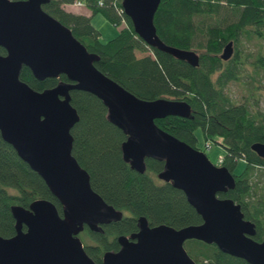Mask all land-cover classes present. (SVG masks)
Returning <instances> with one entry per match:
<instances>
[{
	"label": "water",
	"instance_id": "1",
	"mask_svg": "<svg viewBox=\"0 0 264 264\" xmlns=\"http://www.w3.org/2000/svg\"><path fill=\"white\" fill-rule=\"evenodd\" d=\"M47 1L0 0V46L5 50L0 54V137L41 177L60 212L46 198L10 205L14 233L0 235V264H198L183 246L190 238L213 243L249 264H264V240L252 237L254 222L231 198L217 196L234 186L232 172L154 122L166 115L188 117L187 102L165 96L142 99L123 88L94 65L97 55L69 27L42 9ZM159 1L120 0V6L146 45L197 65L195 50L166 44L156 34L153 15ZM232 51L228 40L219 57L227 60ZM22 65L36 79L59 74L66 79L35 90L19 78ZM71 89L100 100L104 119L125 135L119 152L131 169L143 172L145 158L162 162L156 177L182 191L200 222L177 228L149 225L139 215L137 230L116 235L118 248L104 250L101 263L85 252L78 232L84 226L102 232L101 225L123 213L91 188L88 173L71 154L70 128L78 120ZM250 149L264 158V142H252Z\"/></svg>",
	"mask_w": 264,
	"mask_h": 264
},
{
	"label": "trees",
	"instance_id": "2",
	"mask_svg": "<svg viewBox=\"0 0 264 264\" xmlns=\"http://www.w3.org/2000/svg\"><path fill=\"white\" fill-rule=\"evenodd\" d=\"M74 1L81 2L90 14L99 12L113 25H119L116 34L100 41L89 16L62 7ZM41 7L97 55L94 65L100 71L135 96H165L187 102L188 117L166 115L155 118V124L193 147L197 126L205 139L216 138L225 149L217 164L234 176V186L217 196L238 203L243 217L254 222L252 237L264 240V158L250 149L252 142H264V111L257 107L258 96L252 101L234 102L225 91L226 84L240 76L242 61L236 48L240 36L264 39V0H160L153 15L156 34L166 44L195 50V66L146 45L121 11L120 0H48ZM228 40H232V55L222 60L219 52ZM134 50L146 53L136 56ZM4 53L0 46V54ZM252 65L250 76L260 83L264 79L261 50L254 55ZM19 78L35 90L66 79L63 74L36 79L25 65L20 68ZM69 96L78 113V120L70 128L71 154L88 173L91 188L123 213L119 220L101 225L102 232L85 226L78 232L91 240H83L84 250L95 262H100L104 250L117 249L116 235L135 231L139 215L145 216L149 224L165 223L176 228L201 221L181 190L156 177L161 161L145 158V169L139 173L121 159L119 143L125 135L104 119L105 108L97 97L79 89L69 90ZM240 159L243 166L235 173ZM35 198L50 200L60 212V204L41 177L0 137L1 236L14 233L10 205L27 206ZM183 246L198 264H249L220 251L213 243L190 238Z\"/></svg>",
	"mask_w": 264,
	"mask_h": 264
},
{
	"label": "rangeland",
	"instance_id": "3",
	"mask_svg": "<svg viewBox=\"0 0 264 264\" xmlns=\"http://www.w3.org/2000/svg\"><path fill=\"white\" fill-rule=\"evenodd\" d=\"M89 20L98 30V38L102 42L113 37L119 29V25H113L99 12L93 13ZM236 48L239 58L242 61L241 70L239 72L240 76L237 80L229 81L225 86V91L234 102H241L247 99L252 101L253 96H258L257 107L264 111V86H262L264 79H261L260 83H258L256 79H252L250 76L253 75L254 70V66L252 65L254 55L258 50L264 53V39L256 37L246 38L242 35L238 39ZM134 53L136 56H141L146 52L134 50ZM194 135L196 137V148L203 151L212 163L217 164L220 157L225 153L224 147L219 144V142L215 141L216 138L205 139L199 126L194 129ZM242 166L243 161L240 159L237 161L233 172L237 173ZM78 236L82 242L83 240L88 243L91 242L90 239L87 237L85 238L84 233H79Z\"/></svg>",
	"mask_w": 264,
	"mask_h": 264
},
{
	"label": "crops",
	"instance_id": "4",
	"mask_svg": "<svg viewBox=\"0 0 264 264\" xmlns=\"http://www.w3.org/2000/svg\"><path fill=\"white\" fill-rule=\"evenodd\" d=\"M62 7L65 9V10H68V11H71V12H74V13H81V14H84L86 16H90L92 14H90V10L85 7L83 4H63Z\"/></svg>",
	"mask_w": 264,
	"mask_h": 264
},
{
	"label": "flooded vegetation",
	"instance_id": "5",
	"mask_svg": "<svg viewBox=\"0 0 264 264\" xmlns=\"http://www.w3.org/2000/svg\"><path fill=\"white\" fill-rule=\"evenodd\" d=\"M113 222H115V221H113ZM109 223H111V222H109ZM108 224V223H107ZM149 225H154V224H149ZM86 227V226H85ZM84 228V227H83ZM137 230V227H136V229H135V231ZM134 232V231H133ZM117 248H118V245H117ZM99 263H101V256H100V262Z\"/></svg>",
	"mask_w": 264,
	"mask_h": 264
},
{
	"label": "built area",
	"instance_id": "6",
	"mask_svg": "<svg viewBox=\"0 0 264 264\" xmlns=\"http://www.w3.org/2000/svg\"><path fill=\"white\" fill-rule=\"evenodd\" d=\"M74 4L78 5V4H80V2L79 1H75ZM121 11H122V9H121Z\"/></svg>",
	"mask_w": 264,
	"mask_h": 264
}]
</instances>
